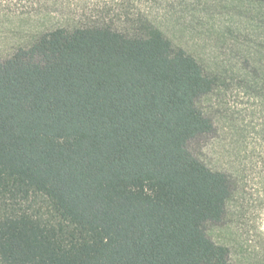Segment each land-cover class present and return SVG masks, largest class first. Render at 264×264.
I'll use <instances>...</instances> for the list:
<instances>
[{"label":"trees","instance_id":"trees-1","mask_svg":"<svg viewBox=\"0 0 264 264\" xmlns=\"http://www.w3.org/2000/svg\"><path fill=\"white\" fill-rule=\"evenodd\" d=\"M12 1L61 21L0 60V264H233L232 177L190 150L215 81L155 0Z\"/></svg>","mask_w":264,"mask_h":264},{"label":"rangeland","instance_id":"rangeland-1","mask_svg":"<svg viewBox=\"0 0 264 264\" xmlns=\"http://www.w3.org/2000/svg\"><path fill=\"white\" fill-rule=\"evenodd\" d=\"M150 18L215 81L199 107L215 132L190 143L208 166L232 177L222 223L209 237L227 246L233 264H264V3L257 0H155ZM60 16L0 0V60L29 47ZM38 208L44 213L47 206Z\"/></svg>","mask_w":264,"mask_h":264}]
</instances>
